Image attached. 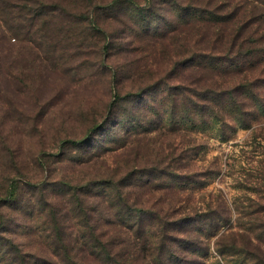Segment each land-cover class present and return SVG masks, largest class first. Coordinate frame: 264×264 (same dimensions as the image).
Listing matches in <instances>:
<instances>
[{
  "label": "rangeland",
  "instance_id": "rangeland-1",
  "mask_svg": "<svg viewBox=\"0 0 264 264\" xmlns=\"http://www.w3.org/2000/svg\"><path fill=\"white\" fill-rule=\"evenodd\" d=\"M111 1L44 0L51 8L36 18L30 14L32 6L21 0L0 3V196L15 179L27 191L25 198L37 203L39 195L27 187L46 182L52 201L69 213L66 225L71 232L79 230V220L75 217L76 200L64 194L68 188L78 189L79 196V185L128 177L132 168L125 169V163L138 160L149 162V169H160L159 160L169 155L184 172L173 182L176 190L184 191L179 194L182 209H193L194 215L210 209L214 218L223 217V227L205 241L209 244L206 257L197 264H262L233 255L227 248L233 241L246 245L250 237L261 234L255 224L264 214V209L259 211L264 207L260 180L264 171V109L256 107L249 129L207 115L194 116L192 124L190 114L177 111L170 100L161 98L159 76L164 75L168 85L176 84V75H169L175 71L161 63L163 59L170 66L162 57L166 49L161 37L157 39L162 28L167 30L176 18L171 4H155L157 16L144 33V24H139L142 15L138 16L132 5L116 6ZM132 1L145 5L144 0ZM241 1L227 0L232 4ZM94 3L108 6L98 19L104 35L90 33L79 21V13ZM104 45H108L106 50H102ZM147 61L152 65L146 74ZM120 69L126 70L125 77H118ZM258 72L263 81L264 67ZM130 74L136 84L128 78ZM259 89L264 99V84ZM113 102L121 122L112 138L101 144L99 136L88 149L92 131L101 126ZM243 121L246 124L250 119L242 117ZM132 198L143 199L141 190L133 189ZM16 207H0V223L8 225L24 245L34 241L44 244L33 232L39 230L38 213L30 214L33 208L27 205L21 211ZM194 228L203 230L204 226ZM260 237L264 243V236ZM219 242L224 246L216 244ZM3 247L0 264H42L18 256L13 248L5 253ZM256 250L264 251V246L259 244ZM183 256L180 253V258Z\"/></svg>",
  "mask_w": 264,
  "mask_h": 264
},
{
  "label": "trees",
  "instance_id": "trees-1",
  "mask_svg": "<svg viewBox=\"0 0 264 264\" xmlns=\"http://www.w3.org/2000/svg\"><path fill=\"white\" fill-rule=\"evenodd\" d=\"M21 1L32 6L30 14L33 18L42 16L51 8L44 0ZM250 1L232 4L227 0H144L145 5L139 6L132 0H112L111 4L132 5L133 11L138 16L142 15L139 24H144V33L149 32L151 20L157 16L155 4H171L176 18L167 25V30L162 28L157 39L161 37L162 47L166 49L162 57L168 59L166 62L170 66L163 59L161 63L175 71L169 75H176V84L168 85L167 78L159 76L163 88L161 98L170 100L177 111L190 114L192 124L194 116L202 118L207 115L211 120L227 118L229 122L249 129L256 107L260 105L264 109L259 89L264 79L261 81L258 76V69L264 67V0ZM0 3L11 4L9 0H0ZM91 6L79 13V21L90 33L104 35L98 19L108 6L96 3ZM107 47L104 45L102 50ZM151 65L147 61L146 74ZM125 75L126 70H118V77ZM128 78L132 80L133 75ZM134 81L131 82L136 84ZM165 86L169 89L164 90ZM118 96L115 95L114 99ZM246 116L250 121L245 124L241 118ZM119 118L120 111L113 102L101 126L92 131L89 141L86 140L88 149L99 136L101 144L106 138H112L113 130L121 122ZM126 143L125 139L121 145ZM170 157L163 155L159 160L160 169H149V162L140 163L138 160L133 165L125 163V169L132 168L127 171L128 177L124 176L117 182L108 180L79 185V196L78 189L68 188V193L64 194L76 200L78 213L75 217L79 220V230L71 232L66 225L69 213L65 207L60 208L52 201L46 182L27 187L40 197L37 203H30L25 198L27 191L24 192L19 182L12 179L4 196H0V207L9 205L13 208L16 204L20 211L26 205L33 208L30 214L37 212L36 221L39 223V230L33 231L34 236L44 244L34 241L35 244L24 245L8 225L0 223V246H4L5 253L13 248L18 256L23 254L42 264H197L200 258L206 257L209 244L205 241L217 236L223 227V217L214 218L215 213L209 212L212 211L210 209L203 215H194L197 213L193 209H182L183 201L179 194L184 191L176 190L173 182L184 172ZM142 178L146 180L142 182ZM260 180L264 184V171ZM155 182L159 185L153 186ZM133 189L141 190L143 199L134 200ZM263 215L257 217L258 224H255V229L261 234L250 237L246 245L233 241L227 248L231 254L244 255L264 264V251L256 250L259 244L264 246L260 237L264 236ZM193 224L202 225L204 229H195ZM247 233L250 234V230ZM72 236L74 240L70 239ZM216 244L224 246L220 242ZM246 247L252 249L246 250ZM219 250L217 252L221 255ZM180 253L184 254L182 258Z\"/></svg>",
  "mask_w": 264,
  "mask_h": 264
}]
</instances>
